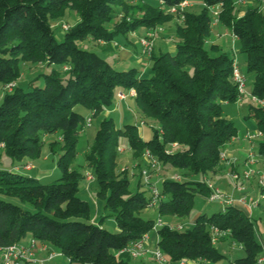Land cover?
Instances as JSON below:
<instances>
[{
	"label": "trees",
	"instance_id": "trees-1",
	"mask_svg": "<svg viewBox=\"0 0 264 264\" xmlns=\"http://www.w3.org/2000/svg\"><path fill=\"white\" fill-rule=\"evenodd\" d=\"M183 1L160 0L162 8L145 0H0V84L15 83L0 103V157L4 152L14 160L38 158L44 137L60 133L61 139L49 145L52 152L60 153L62 170L59 178L43 182L0 168V194L32 205L28 209L0 199V247L31 236L65 255L71 264H139L116 253L151 232L156 220L141 215L151 197L141 171L137 189L132 190L135 174L119 168L121 137L127 138L137 159H146L149 152L157 162L159 168L147 166L153 181L167 169L179 171L175 173L179 179L161 177L156 208L160 217H187L197 196L209 199L207 175L221 166V153L238 134L222 105L240 97L233 81L234 55L218 45L206 46L213 24L210 9L219 7L220 22L238 37L247 74L253 77L252 96L264 100L263 0H203L204 9L198 13L168 11ZM242 5L246 8L241 12ZM71 12L78 20L59 41L54 21ZM175 18H183L182 23L175 22V51L152 54L146 77L135 67L118 69L78 45L86 39L112 43L118 35L127 38L141 27L154 29ZM26 62L63 65L66 77L53 69L43 75V85L35 83L36 77L23 88L17 81ZM122 89L135 90L143 117L153 119L158 127L146 140L134 124L118 126L107 116L100 120L86 161L99 185L97 197L115 217L119 230L112 232L102 226L104 216L99 223L93 221L90 202L78 195L85 175L74 161L87 118L77 107L89 117H98L114 106ZM249 112L263 134L257 151L264 155V107L250 105ZM195 175L203 178L197 180ZM214 227L229 230L228 236L243 248L245 256L234 264H256L263 247L253 219L235 204L212 214L202 212L184 229L160 226L158 245L172 262L199 257L218 261L223 254L212 241Z\"/></svg>",
	"mask_w": 264,
	"mask_h": 264
},
{
	"label": "rangeland",
	"instance_id": "rangeland-1",
	"mask_svg": "<svg viewBox=\"0 0 264 264\" xmlns=\"http://www.w3.org/2000/svg\"><path fill=\"white\" fill-rule=\"evenodd\" d=\"M151 5L155 7L162 6L159 0H147ZM191 3V7H188L186 10L189 12L193 13H198L204 9V3L203 0H189ZM261 7L264 9V0L261 5ZM164 8V6H162ZM246 8V5L238 6V9L241 10V12ZM210 13L213 17L212 21V32L210 38L206 42V46L208 48L211 47V40H215L216 38L220 37L223 35L226 31L230 32V30L225 27L219 20L217 24L214 23V20L216 17H214L212 10L210 9ZM76 20H78V15L75 12H71L70 14L67 13V15L55 19V37L57 40H62L63 35L65 33L63 25L67 24L71 26ZM179 21L180 23L183 22V19H174L173 21L166 22L164 25L159 26H167L170 29L174 27L175 31V22ZM173 25V26H172ZM148 29V28H147ZM151 30V29H150ZM163 31V30H162ZM136 32V31H135ZM135 33H131L126 37H123V35H118L116 36L115 40L112 43H119V44H128L129 42L135 43L136 38L134 37ZM137 36V35H135ZM142 37V36H141ZM138 38L139 39L141 38ZM231 37V36H230ZM222 37L221 39L223 40V45L225 46L224 49H227L228 52H232L231 46H236V52H237V62L241 66V68L244 70L245 74L247 75V89L252 87L253 84V77L251 74H247V67L244 66V58L245 54L242 53L240 44L238 41L233 44V39ZM104 42V41H102ZM172 45H175L176 38L174 37L171 41ZM101 43H98V41H94L93 39H86L84 41H79L78 45L81 48L87 49L94 51L107 59L110 63L113 65L116 63L115 62V56L116 53L114 51H111L109 53L104 52L103 47L100 45ZM105 46L106 44H111L104 42L103 43ZM155 44V41H154ZM136 52L135 53V59L132 60V63L126 62L127 64H121L116 66L118 69H129L132 67H135L139 69L140 71L143 72V74L146 76L150 75V69L152 66V61H151V56H146L142 55V58L140 61H137L136 56H139L142 54V46L136 45ZM172 52H174V48L172 47ZM158 49L157 47L155 48V53L158 54L157 52ZM165 51H167L165 49ZM212 55L216 54L215 52H211ZM153 54V53H152ZM151 54V55H152ZM23 67V73L21 78L17 81V84L21 87H26L28 81L38 77L37 81H35L36 84L38 85H43L44 83V74L50 73L53 69H57L61 72L62 76L66 77V72H65V66L59 65V64H54V65H47V64H33L30 62H26L22 65ZM7 85L3 86L0 84V103L2 100V97L4 93L6 92ZM122 92L127 93V90H123ZM117 103V102H116ZM116 103L112 108H108V110H112L115 106ZM129 103V104H128ZM129 105V106H128ZM250 105H255L257 106L258 103L253 100V97L251 93H246L242 96V100H238L236 102H225L222 105L224 115L228 117L230 120L234 122L238 129V134L234 138L235 142H246L245 141V136L247 132H250L252 134H256L257 128H256V121L255 119L250 115L249 109ZM79 111H81L86 118L89 117L88 113L84 111L81 107H77ZM112 117L114 118L115 122L117 123L118 126H123L125 124H134L138 127V131L140 135L148 140L152 137V132H153V127H158V124L150 118H145L143 117L136 101L134 98H129L127 101H123L120 103L119 110L111 112V113H106L103 112L101 115L98 117H93L92 118V123L90 126L86 125L84 129L80 130L79 134V142H78V147H77V156L74 161V165L76 168H78L83 175H85V178L82 179L80 183V191L78 195L84 199L90 202L92 206V216H93V221L99 223L102 217L104 216L102 220V226L109 231L112 232H117L119 230L115 217L112 214L111 211L105 210L104 209V201L99 199L97 197V192L99 189L98 183L93 179V180H88V175H93V169L91 166H89L88 162L86 161V153L89 149V146L92 144L96 131L99 127L100 120L104 117ZM60 133H54L51 135H47L44 137V143L42 145L41 149V154L38 158L32 159V158H24L23 160H14L7 156L4 152L2 153V156L0 157V168L2 169H15L16 171H19L23 174L29 175V176H35L36 177V172L38 170H45L46 172L49 173V175L44 176L41 178L43 182H49L52 180H55L61 176L62 170L58 166V158L60 153H54L52 152L49 142L53 140H60ZM262 140V137H258L254 139V147L257 149V145L259 141ZM249 142V141H248ZM250 143V142H249ZM251 146V143H250ZM249 150L247 151V153ZM246 153V155H247ZM146 155V154H145ZM31 162L35 170H26L23 168V165L26 162ZM31 164L25 165L26 168H31ZM139 164H141V168L139 167ZM118 165L120 169L128 170L130 175L135 174L131 178V189L136 190L137 189V179L139 177L140 171L142 168H147L148 166V160H140L137 159L134 156L133 151L129 148V143L127 138L121 137L120 138V144H119V151H118ZM255 169L259 172V174H256V181H254V178L251 180L254 181V187L256 190V196L260 193L261 189V184H260V175L262 174L264 176V171L258 170L257 167ZM243 171V169H242ZM241 171V172H242ZM176 172H179L178 170H173V169H167L165 172L160 173V180L156 182V185L159 189H161L162 186V181L161 177H173ZM195 179L201 180L203 177L200 175H195ZM252 181V182H253ZM250 181H247L245 186H248ZM250 186V185H249ZM148 188V187H147ZM149 189V188H148ZM253 196V195H251ZM0 199L12 201L16 204H20L25 208L32 209V205L29 203H23L21 202L18 198L16 197H10L4 194H0ZM258 201L259 198H256ZM255 200V201H256ZM98 202V203H97ZM264 203V202H263ZM264 205V204H263ZM99 207V211H98ZM222 210V205L218 202H209L208 199H206L203 196H197L196 197V202L193 211L191 214L187 217L180 218L177 216H161L163 222L169 226H178V225H183L184 227H188L193 220L196 218L197 215L200 213H207V214H212L214 212H218ZM141 215L147 219H157L159 216L158 212L155 211L153 208H148L141 212ZM253 222H254V227L257 231L258 234H262L264 236V214L263 210L261 208L257 209L256 212L253 215ZM153 233V232H152ZM217 248H219L220 253L223 254V257L219 259L218 261H207L206 264H233L234 260L240 255L239 253L242 252L241 246L237 241H234L231 237L226 238L225 241L221 243H216L215 244ZM153 248L155 246H152ZM133 262L140 263L141 264V259H133Z\"/></svg>",
	"mask_w": 264,
	"mask_h": 264
},
{
	"label": "built area",
	"instance_id": "built-area-1",
	"mask_svg": "<svg viewBox=\"0 0 264 264\" xmlns=\"http://www.w3.org/2000/svg\"><path fill=\"white\" fill-rule=\"evenodd\" d=\"M240 2V1H239ZM187 0L181 2L180 4L173 6L168 9L171 13H182L188 6ZM214 17L216 19L214 20V23L217 24L219 22V7H212L211 8ZM183 19V18H182ZM70 26L67 24L63 25L64 30L68 29ZM163 30L162 27H156L154 29H151L145 36H142L139 39V43L142 46V54L145 56H151V54L154 51V41L155 36L157 33L161 32ZM230 36L233 39V42L235 43L236 40H238V37L231 32ZM233 81L238 87L240 97L247 93V77L245 74L241 72L239 69V66L234 64V70H233ZM15 83H9L7 85V88L11 90L14 88ZM136 92L134 89H131L128 93L118 92L117 96L119 100H124L129 95H135ZM252 95V94H251ZM253 100L256 101L259 105L264 107V100H260L254 96ZM92 123V117H88L86 121V125L90 126ZM263 134L261 131H256V134H252L250 132H247L245 136V140L249 141L251 143V148L249 149V152L246 155V159L244 161V169L242 172L237 171H229L228 175L230 176L231 180L235 184V188L239 191H244L245 185L244 183L247 181H250L253 176L256 174H259V172L255 169V165L258 163L264 164V155L260 154L257 150H255L254 147V139L258 137H262ZM4 144H1L3 146ZM146 160H148V163L151 164L152 168H159L157 162L151 157L149 152H146L145 155ZM221 159L222 162H226L228 165L231 164L229 159L227 158V154L225 151L221 153ZM125 169V168H124ZM122 169V170H124ZM141 176L143 181L145 182L146 186L149 188L151 197L148 202V207L156 209L159 201H160V192L159 188L156 185L157 181H153V177L151 174V170L149 168H143L141 170ZM176 179H179V176L174 175ZM93 175H88V180H93ZM239 180H242L243 183H239ZM206 183L211 189V194L208 199L209 202H218L222 205V207L234 205L236 202V197L234 195L226 194L223 190H221L219 187H217L213 182H211L209 179H206ZM260 184L261 187L264 188V176L260 175ZM238 201L243 204H247L248 197L246 195L241 196L238 198ZM249 205L251 207L257 205L255 200H250ZM167 225L163 222L161 217H158L156 219V222L152 228L151 232L158 233L157 230L160 226ZM171 228H178V229H184L183 225L178 226H170ZM146 233L140 238L139 240H136L130 244H128L126 247L120 249L117 251V256L121 255H129L132 259H140L144 257L147 253H150L153 255L155 264H206L207 260L199 257L196 259L191 258H181L176 262L170 261L162 249L159 247L158 243L153 248H150L147 245L148 240L150 239V234ZM230 233L229 230H221L217 227H214L212 230V241L213 243H216L220 238H223L225 236H228ZM39 252H44L45 256L41 257L39 256ZM62 255L59 251L54 250L51 248L47 243L40 242L34 237L26 238L23 242L15 243L10 246L0 247V264H45L47 260H51L54 257ZM256 264H264V252L258 257Z\"/></svg>",
	"mask_w": 264,
	"mask_h": 264
},
{
	"label": "crops",
	"instance_id": "crops-1",
	"mask_svg": "<svg viewBox=\"0 0 264 264\" xmlns=\"http://www.w3.org/2000/svg\"><path fill=\"white\" fill-rule=\"evenodd\" d=\"M147 1V0H145ZM160 1V0H159ZM188 2V7H191V3L189 2V0H187ZM186 8V9H187ZM173 26V25H172ZM150 31V29H147L145 27H141L140 29H138L135 33L134 37L136 38L135 43L129 42L128 44H119V43H111V44H106V46L103 44L104 42L99 41L98 43H101L100 45L103 47L104 52L109 53L111 51H114L116 53L115 56V66L121 65V64H127L126 62H131L132 60L135 59V53L136 52V45L140 46V43L138 41V38L141 36H145L148 32ZM224 33L223 35H221L220 37L216 38L215 40H211V43L213 45H218V47L222 50V51H227V49H224L225 46L223 45V40L221 39L222 37H226L229 38L230 37V32L226 31V29H224ZM175 37V31H174V27H172L171 29L167 26H163V31L159 32L156 34L155 36V46H154V51L153 54L155 53V48L157 47L158 51L157 52H162L165 51V49L167 51H172V47L175 50V45L171 44V40ZM231 39V37H230ZM238 41V40H236ZM235 41V42H236ZM235 44V43H233ZM232 48V52H228L234 55L235 57V62L236 64L239 66V69L241 70V72L243 74H245L244 70L242 69L243 65H239L237 62V52H236V46H231ZM142 55L136 56L137 61H140V59L142 58ZM146 57V56H143ZM147 59H149L148 57H146ZM118 64V65H117ZM244 66L247 67V63H246V58H244ZM242 67V68H241ZM141 73H143L141 71ZM246 75V74H245ZM252 87H250L249 89H247V93H251ZM135 95H129L127 96L126 99L124 100H118L117 101V105L115 106L114 109L112 110H105L104 112L106 113H111L114 111H117V109L119 110L120 107V103L123 101H127L129 98H134ZM242 100V96L239 99V101ZM129 104V103H128ZM129 106V105H128ZM235 138V137H234ZM234 138L231 140V142H229L225 148L224 151L227 154V158L229 159V161L231 162L230 165H228L226 162H222L221 166L213 173H210L209 175H207V179H209L211 182H213L217 187H219L221 190H223L226 194L229 195H234L236 197V202L235 205L240 206L244 212L246 214H248L249 216H251V218H253L254 213L256 212L257 209L261 208L263 210V214H264V194L261 192L260 189V193L258 194V196H256V190L254 187V181H256V176H253L254 181L250 180L248 186H245V190L244 191H239L235 188V184L233 183V181L231 180L230 176L228 175L229 171H237V172H241L242 169H244V161L246 159V153L247 151L251 148L250 143L245 140L246 142H235ZM255 150H257L255 148ZM31 164V162L27 161L24 165L23 168H25L26 170H35V168L33 167V165L31 164V168H26L25 165L27 164ZM255 167L258 168V170H262L264 171V164L262 163H258L257 165H255ZM49 175L48 172H46L45 170H38L36 172V177L37 178H42L44 176ZM253 181V182H252ZM239 183H243L242 180H239ZM246 183V182H245ZM244 183V185H246ZM250 185V186H249ZM246 195L248 197V201L250 202V200H256V198H259V200L255 201L257 203V205L251 207L249 205V202L247 204H243L240 203L238 201V198H240L241 196ZM253 195V196H251ZM98 203V202H97ZM98 211H99V207H98ZM156 212L157 209H155ZM229 236H225L223 238H220L216 243H221L223 241L226 240V238H228ZM29 238V237H27ZM257 239L258 241L261 243L262 247H263V251L264 252V236L260 233L257 235ZM158 243V233L155 232H151L150 234V239L147 242V245L152 248V246H156V244ZM214 243V244H216ZM216 246V245H215ZM217 247V246H216ZM241 251L239 254V256L237 258L243 257L245 256V252L243 250V248L241 247ZM219 250V248H218ZM39 256L44 257L45 253L44 252H39ZM236 258V259H237ZM141 259V264H155L154 262V258L153 255L150 253H147L144 257L140 258ZM235 259V260H236ZM234 260V261H235ZM45 264H71L69 259L65 256V255H58L56 257H54L51 260H47L45 262ZM140 264V263H139ZM234 264V262H233Z\"/></svg>",
	"mask_w": 264,
	"mask_h": 264
}]
</instances>
